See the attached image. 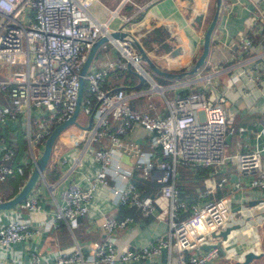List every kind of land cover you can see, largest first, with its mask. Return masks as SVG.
Listing matches in <instances>:
<instances>
[{
	"label": "built area",
	"instance_id": "built-area-1",
	"mask_svg": "<svg viewBox=\"0 0 264 264\" xmlns=\"http://www.w3.org/2000/svg\"><path fill=\"white\" fill-rule=\"evenodd\" d=\"M94 3L108 11L106 20H99L92 13ZM126 3L135 4V1L119 0L110 9L102 0H0V183L14 174L28 172L29 176L50 132L75 110L80 69L90 47L101 36L107 37L100 46L102 51L99 52V47L84 74L85 92L82 88L74 121L59 131L52 145V165L67 164V167L56 182H48L44 170L37 179L47 187L54 209L37 227L19 219L0 222V246L30 238L60 223L73 231L101 186L109 190L116 203L134 206L144 217L159 214L157 201L162 200L167 208V228L154 240L122 248L116 244L113 231L125 227L132 218L105 216L101 222L105 237L92 242L90 264H207L228 248L225 240L212 233L231 225L234 218L229 193L215 199L210 195L224 186L233 192L242 188L244 181L230 179L231 175H222L219 180L210 178L200 194L202 200L188 202L179 198L178 165L209 168L212 174L231 167V172L239 177L248 176L247 185L264 189V147L233 153L226 150L225 138L233 127L225 110V95L217 94L209 76L221 69L216 68L208 75H195L194 81L184 82L182 87L203 83L204 90L182 95L174 92L171 83L157 82L147 65L138 59V50L131 39L111 35L115 30L124 31L139 41L133 25L128 26L129 16L120 14ZM113 20L114 28L109 26ZM251 29L260 31L261 24L254 19ZM241 44L249 46L250 40L244 38ZM162 54L169 57L168 52ZM129 69L143 77L139 88L107 85L108 78L122 77ZM231 79L235 81L237 75ZM131 89L136 90L128 91ZM154 93L163 97L164 114L153 101ZM139 97L146 98L144 109L132 107L131 100ZM79 111H82L80 119ZM134 125L147 131L150 150L124 141ZM19 133L25 148L14 162ZM64 147L74 148L76 152L61 155L59 152ZM89 151L97 170L82 175L86 185L79 180L68 182L61 190L59 201L55 196L56 183L71 178ZM133 169L143 178L160 184L157 197L141 196L132 180ZM24 182L18 185L19 189ZM36 184L18 203L22 208L40 210ZM250 216L260 224L264 211ZM208 244L212 245L205 248ZM234 256L231 253L228 258ZM83 260L81 246L76 243L70 252L58 254L52 260L31 252L27 264H73ZM0 264L8 262L0 258Z\"/></svg>",
	"mask_w": 264,
	"mask_h": 264
},
{
	"label": "crops",
	"instance_id": "crops-1",
	"mask_svg": "<svg viewBox=\"0 0 264 264\" xmlns=\"http://www.w3.org/2000/svg\"><path fill=\"white\" fill-rule=\"evenodd\" d=\"M118 1L110 0L113 6L103 3L112 9L118 4ZM148 1L135 0V4L126 3L120 8V13L129 16L130 24L137 23L136 30L141 27L148 30L153 26H163L168 29L169 36L171 35V45L165 52L169 53V57L165 58L161 55V58L165 59L164 62L170 71L179 72L190 68L201 50L203 34L212 18L215 0H153L145 6ZM130 5L132 9L128 12L127 9L130 8ZM91 11L99 20L107 19L108 11L97 3L92 5ZM99 13H103L104 17L100 18ZM254 19L263 28L261 38L257 42L251 41L249 46H243L241 41L246 38L249 31L253 32L251 25ZM131 20L133 21L131 22ZM134 20L137 21L134 22ZM109 26L116 27V21H111ZM210 45L207 63L210 62L215 70L214 65L218 66V62L221 61V68H219L221 71L216 75H209L210 80L214 84L217 94L224 93L225 95L224 106L227 116L230 118V125L233 127L226 141L227 152L233 153L254 147H264V0H222L221 12L212 32ZM174 51L176 52L173 54ZM152 52L157 53L154 50ZM211 72L212 70L203 74L200 70L197 76L208 75ZM233 75H237L235 81L231 79ZM189 78L190 76L181 80H172L170 83L174 86V92L180 89L184 82L195 79L194 77ZM117 79L108 78L107 85L135 86L138 82L137 76L130 72L126 75V82L122 80L116 83ZM204 82L206 83V81ZM195 84L202 86L200 83ZM131 103L135 106L134 108L144 109L146 98H134ZM155 105L160 109V113L166 112L163 104L155 103ZM123 139L133 142L142 150H150L147 143L148 133L140 125H134ZM72 152L75 153L76 149L64 147L59 153L68 156ZM128 159L131 161L130 158ZM66 167L67 164L59 167V175ZM97 168L98 165L90 151L84 154L83 163L78 167V171L72 173L71 178L68 176L56 183V198L60 201L61 190L72 180H79L81 184L86 185L87 182L82 178V175L94 174ZM232 170L229 167V169L221 172L216 171L213 174L209 168H204L200 172L180 170L178 185L181 189V197L188 202L202 200L200 194L210 178L219 180L222 175H231L230 179L240 178L241 183L244 181L243 187L235 189L233 192L227 191V187L224 186L210 195V198L215 199L226 193L230 194V205L235 217L231 225H236V227L231 229L223 239L228 246L224 254L220 253L219 258L207 264H235L236 260H242L243 254L248 250L259 254L248 264H264V230L261 231L262 226L264 229V217L260 224H257L255 218L250 216V214L264 211V189L247 185L248 176L239 177V174L232 173ZM132 173L140 176L137 169H133ZM187 175H189L190 184L188 187H184L183 182L187 179ZM46 180L56 182V179L51 181L47 178ZM19 184L20 182L14 175L1 182L0 200L14 196L19 190ZM36 186L39 187L40 210H27L17 204L0 210V222L19 219L27 222L29 226H40L55 205L44 182L37 181ZM159 194L160 190L151 196L157 197ZM161 201H157V209L160 212L157 215L144 217L135 209L125 213L127 214L125 216H130L132 220L125 227L116 228L113 231V236L119 247H137L154 240L166 230L167 208L165 202ZM119 205L107 188L99 186L87 213L79 218V226L76 229L71 231L65 224L60 223L59 226L34 234L30 238L11 243L8 246H0V258L6 259L8 264H27L30 253L36 252L42 258L52 260L58 254L70 252L77 243L81 246L84 260L73 264H90L88 256L92 242L105 237L101 222L108 215L121 218L122 216L118 212ZM244 211L247 214L244 217H239L238 214L244 213ZM231 253L235 254L233 259L228 258ZM161 259L163 260L164 256ZM172 261H175V257Z\"/></svg>",
	"mask_w": 264,
	"mask_h": 264
},
{
	"label": "water",
	"instance_id": "water-1",
	"mask_svg": "<svg viewBox=\"0 0 264 264\" xmlns=\"http://www.w3.org/2000/svg\"><path fill=\"white\" fill-rule=\"evenodd\" d=\"M221 7H222V0H215V8L214 12L212 15V18L203 34L202 38V45H201V50L196 57L195 61L193 64L190 66V68L179 71V72H173L170 70H166L158 66L150 57V54L147 53L145 48L142 46V44L130 33L124 32V31H119L115 30L111 32V35L113 37H118V38H123L124 36H127L131 39L132 43L135 45V47L138 50V59L143 61L148 69L155 73L158 76H161L163 78H167L170 80H181L185 79L186 77L192 78L195 75H197L200 70L204 67V65L207 63V58L209 54V49H210V42H211V37H212V32L214 30V27L216 25L217 19L219 18L220 12H221ZM107 41L106 36H101L99 39H97L92 46L90 47L86 59L84 60L82 67L80 69V76H79V90H78V98H77V105L75 107V110L71 117L58 124L53 128V130L50 132L49 136L46 138L43 146V150L40 154V156L37 158L36 163L34 167L32 168L29 176L27 177L26 181L22 185V187L17 191V193L6 199V200H0V210L2 209H7L10 208L14 205H17L19 202H21L29 193L33 185L37 182V179L40 175V173L44 170L50 155H51V150H52V145L53 142L59 133L61 129H63L68 123H71L74 121L75 115L78 112L79 109V103L81 100V95H82V88H83V83H84V74L89 66V63L91 59L93 58L94 54L96 51H98V48ZM130 72H132L134 75L137 76L138 82L135 84V88H139L142 83H143V77L136 71L129 69ZM189 78V79H190ZM230 134L228 133L226 135L225 140L227 141L229 138ZM236 225H229L226 226L224 229L220 230L219 232L215 233L213 232L212 235H215L217 237H221V239H225L227 234L230 232L231 229L235 228ZM212 244H208L207 246H204L205 248L211 246ZM259 254L254 253L253 250H248L243 254L242 260H236L235 264H248L253 260L254 258H257Z\"/></svg>",
	"mask_w": 264,
	"mask_h": 264
},
{
	"label": "trees",
	"instance_id": "trees-1",
	"mask_svg": "<svg viewBox=\"0 0 264 264\" xmlns=\"http://www.w3.org/2000/svg\"><path fill=\"white\" fill-rule=\"evenodd\" d=\"M132 6L130 5V8L127 9L131 10ZM129 12V11H128ZM139 18V17H138ZM137 32L140 34L139 35V41L142 44V46L146 49V50H154L155 52H165L170 48V37L169 36V31L168 29L164 28L163 26H153L150 29H144L143 27L139 28L137 30ZM254 32V33H253ZM253 32L249 31V34L246 36L247 39L250 40V44L253 42H257L260 38H261V33L263 32V28L261 27L260 31H254ZM256 39V40H255ZM263 42V41H262ZM212 44V43H211ZM211 48V45H210ZM237 50V49H236ZM102 51V48H99V52ZM210 51V49H209ZM176 51L173 52V54ZM214 64V63H213ZM218 66L215 64L214 67L216 68H221V61L218 62ZM222 65L226 66L224 63H222ZM214 70L212 64L210 62L206 63L204 65V67L201 69L202 73H208L209 71ZM126 75L125 74L122 78L115 80L116 83L123 81H127L126 80ZM85 87H86V83H84L83 86V93L85 92ZM199 90H204L202 86L198 85V84H190L189 86H184L181 87L180 89H178L176 91L177 94L182 95L185 94L187 92H191V91H199ZM174 93L173 91L170 93V95L172 96ZM132 104V103H131ZM132 107L134 108L135 106L132 104ZM20 134V133H19ZM21 135V134H20ZM19 145L17 146V154L16 157L14 159V162H17L19 160V157L21 156L23 149L25 148V143L23 139L18 140ZM184 166V165H183ZM60 166L51 163V160L49 158L45 168H44V176L45 178L49 179V180H55L58 178L59 176V172H60ZM190 170L196 171V172H200L201 170L204 169V167H196V168H192L190 166H188ZM208 169V168H206ZM28 172H25L23 175H19V174H14V176L17 178V180L20 182V184H22L26 179H27V174ZM179 174V175H178ZM179 176H180V171L178 170L177 173V178H176V186L178 187L179 190V198L183 199L181 197V189L178 185V180H179ZM132 180L136 183L137 188L140 191L141 196L144 195H152L154 193H156L159 189H160V184L156 181H149L146 178H143L142 176H138L135 173H132ZM131 209H135L138 210L136 207L131 206V205H119V214L120 216H125L127 214H125L126 212L130 211ZM139 212V210H138Z\"/></svg>",
	"mask_w": 264,
	"mask_h": 264
},
{
	"label": "rangeland",
	"instance_id": "rangeland-1",
	"mask_svg": "<svg viewBox=\"0 0 264 264\" xmlns=\"http://www.w3.org/2000/svg\"><path fill=\"white\" fill-rule=\"evenodd\" d=\"M134 1H135V0H134ZM102 2L109 4V6H113V5L111 4L110 0H102ZM92 9H93V8H92ZM120 14H121V13H120ZM99 16H100V18H103V17H104V16H103V13H99ZM129 20H130V19H129ZM132 21H133V20H131V22H132ZM136 21H137V20H134V22H136ZM128 26H131V24L129 23ZM132 28H134V29L136 30V29L138 28V26H137L136 24H135V25L133 24ZM134 33H135V35H136L137 37H139L140 34L137 32V30H136ZM108 46L110 47V44H108ZM148 52H149L150 57L152 58V60H153L158 66H160L161 68L166 69V70L169 69V68L167 67L166 63L164 62L165 59H164V58H161V55H163V54H161L160 52L153 53L152 50H149ZM162 52H163V51H162ZM163 53H164V52H163ZM214 61H215V59H214ZM148 71L150 72L151 76H152L157 82H159V83H162V84L166 85V84H169V83L172 81V80H170V79L163 78V77H161V76L156 75L155 73L151 72L149 69H148ZM192 78H193V77H192ZM201 84H203V83H201ZM166 94L168 95L169 92L167 91ZM153 101H154L156 104L161 105V104H163V97L161 96V94L154 93ZM81 115H82V111H79V116H78L79 119H80ZM17 137H18L19 140L21 139V135H20V134H18ZM182 169L191 171V170L189 169L188 166L178 165V170L180 171V170H182ZM186 177H187V179L184 180V182H183L184 187H188V185L190 184V181H189V179H190V178H189V175H187ZM246 214H247V212L244 211V213H240V214H238V216H240V215H241V216H245ZM232 219L234 220L235 217L232 218ZM262 227H263V226H262ZM262 227H261V231L264 230V229H262Z\"/></svg>",
	"mask_w": 264,
	"mask_h": 264
}]
</instances>
